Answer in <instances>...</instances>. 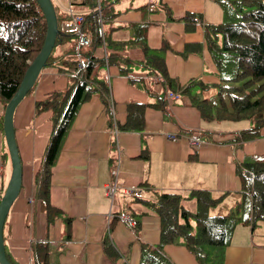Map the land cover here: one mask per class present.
Listing matches in <instances>:
<instances>
[{
  "label": "crops",
  "instance_id": "1",
  "mask_svg": "<svg viewBox=\"0 0 264 264\" xmlns=\"http://www.w3.org/2000/svg\"><path fill=\"white\" fill-rule=\"evenodd\" d=\"M122 1L125 2L122 7H126L112 22L104 25L106 43L94 49L98 58L106 53L128 56L140 62L134 64L130 72V76L141 79L135 83L121 75L117 65H109L103 72L109 77L117 122L123 124L126 121V105L130 100L149 102L148 86L157 93L162 91V84L150 83L154 77L148 74L140 45L131 42L140 24H147L144 38L150 48L159 49L163 42L168 45L164 60L171 77L181 85L194 79L216 88L220 81L219 71L208 50L202 26L186 31L179 18L192 11L200 12L205 22L222 21L223 12L217 4L210 0ZM54 2L61 13L58 28L63 30H66L71 16L84 9L79 5L80 0ZM151 5L156 9L149 10ZM165 8L170 10L173 20L168 18ZM113 26L116 29L110 31ZM121 43L126 45H115ZM66 84L67 76L55 66L44 68L32 92L20 101L14 112L22 182L3 233L6 253L15 264H33L31 245L35 240L46 238L51 258L56 264H140L142 244H160V218L144 203L134 202L132 195L125 194L126 188L142 189L141 195L147 199L155 198L154 190L179 193L184 196L182 206L190 212L197 209L196 199L193 197L194 201L189 196L191 190L206 189L215 198L227 193L220 203L209 209L210 215H225L242 197L234 163L248 156L264 155V127L262 137L247 141L242 146L236 145L230 140L235 131L247 124L204 121L189 95L169 100L168 115L156 108H146L144 146L150 153L148 160L137 158L143 146L140 132H119L118 152L112 144L107 109L100 95L94 93L80 106L58 160L52 167L50 202L61 214L48 224L47 214L37 198L35 176L52 132V112L44 110L36 113L35 103L52 90L65 89ZM192 91L200 92V89L194 87ZM4 109L0 102L2 193L12 175L3 129ZM168 134L176 137L170 139ZM5 150L8 164L3 163L1 158ZM194 153L196 155L192 156ZM190 156L195 159H190ZM113 169L119 171V188L111 199L106 194V188L112 185ZM132 214H136L140 221L138 234L132 229ZM115 216L119 220L112 230L110 224ZM64 217L70 219L69 223ZM107 234L118 250L117 261L111 260L104 251L103 239ZM160 249L170 264H200L181 239L160 246ZM221 250L215 246L211 258L203 249L205 263L215 264L216 254ZM222 260L224 264H264V221H257L254 227L237 224L230 243L223 249Z\"/></svg>",
  "mask_w": 264,
  "mask_h": 264
},
{
  "label": "trees",
  "instance_id": "2",
  "mask_svg": "<svg viewBox=\"0 0 264 264\" xmlns=\"http://www.w3.org/2000/svg\"><path fill=\"white\" fill-rule=\"evenodd\" d=\"M210 1L222 9V21L205 22L200 12L192 11H187L179 20L184 23L186 31H194L198 26L203 28L208 50L219 71L220 81L215 85L217 88L215 102L201 95L211 86L194 79L181 85L170 76L164 60V52L169 49L168 45L163 42L159 49L150 48L144 38L147 24H140L131 42L140 45L145 56V67L149 69L148 74L154 77L150 83L162 84V91L157 93L148 86L146 90L150 96L149 102L130 100L126 105V121L121 124L114 118L109 77L103 72L109 65H117L120 74L127 76L131 83H135L141 79L130 76V72L134 64L140 62L116 54H107L101 58L94 55V49L103 42L106 43L104 25L112 22L118 12L114 11L113 3L109 0H80L79 5L84 8V11L79 13L83 16L82 29L90 35V45L78 46V37L73 31L65 30L64 34L57 35L55 46L65 41L68 42V48L58 54L53 52V48L45 67L55 66L60 73L67 76V84L65 89L52 90L44 99L35 103L36 113L44 110L52 112V132L35 176L37 198L41 202L42 210L47 214L48 224L61 214L50 202L52 167L58 160L66 135L80 106L94 93L100 95L107 109L111 131L116 127L121 132L142 134L143 146L137 157L142 160H148L150 155L148 148L144 146L147 134L144 132L145 110L152 107L168 115L169 92L177 95L174 100L179 99L180 95H189L192 105L199 110L204 121H248L249 124L235 131L234 137L230 140L236 145L242 146L247 141L262 137L264 0ZM155 9L153 5L149 8L151 11ZM165 9L168 18L173 20L170 10ZM55 10L59 24L61 13L57 7ZM46 29V20L38 0H0V102L4 107L18 90L30 62L42 48ZM115 29L113 26L110 31ZM112 44L114 45L113 42ZM115 45L125 46L126 43ZM36 83L27 94L32 92ZM194 87H198L201 93L193 92ZM112 137V144L117 150L115 137L113 135ZM194 155L196 153L192 156ZM190 159L195 157L190 156ZM234 171L240 180L242 197L225 215H210L209 209L220 203L227 193L215 198L206 189L191 190L190 196L197 202L195 212H190L182 206V197L176 192L154 190L153 199L132 195L135 198L134 202L144 203L159 216L161 226L160 244L156 246L142 244L140 264H170L160 246L175 243L179 239H182L183 245L196 256L200 264H206L205 255L202 256L205 246L220 247L222 250L216 254L215 264H224L223 249L230 243L235 226L244 223L254 227L257 221H264V155H252L242 161H236ZM131 218L132 229L138 234L140 221L136 214H132ZM69 220L66 218L68 223ZM118 220V216L112 218L110 229L113 230ZM103 244L104 251L110 259L117 261L119 253L108 234L105 235ZM31 253L33 264H56L51 258L47 238L35 240L31 245ZM7 257L15 264L8 254Z\"/></svg>",
  "mask_w": 264,
  "mask_h": 264
},
{
  "label": "water",
  "instance_id": "3",
  "mask_svg": "<svg viewBox=\"0 0 264 264\" xmlns=\"http://www.w3.org/2000/svg\"><path fill=\"white\" fill-rule=\"evenodd\" d=\"M38 3L43 11L47 24L44 43L39 53L30 62L18 90L6 104L3 115V129L12 164V175L0 199V264H12L6 254L3 230L7 215L20 191L22 182L21 158L14 129V112L17 105L33 87L41 71L45 68L46 61L55 47L57 35L62 34L61 30L58 28L57 15L53 1L38 0Z\"/></svg>",
  "mask_w": 264,
  "mask_h": 264
},
{
  "label": "built area",
  "instance_id": "4",
  "mask_svg": "<svg viewBox=\"0 0 264 264\" xmlns=\"http://www.w3.org/2000/svg\"><path fill=\"white\" fill-rule=\"evenodd\" d=\"M82 27H83V16L80 14H73L71 16V21L66 26V30L67 31H73L75 33V35L78 37V46L86 47V46L90 45L91 39H90L89 34H86L85 32H83ZM61 32H62V34H64L65 30H63ZM104 44L105 43L103 42V45ZM106 56H107V54L105 53L104 57H106ZM79 66H81V63L79 64ZM168 97L174 98V97H176V95L173 94L172 92H169ZM112 135L115 137V140L117 141L118 130L116 127L112 128ZM175 137H176L175 135L168 134V138L174 139ZM117 151L119 152L118 146H117ZM118 173H119L118 169L112 170V175L114 176L113 182H112L111 186H107V188H106V194L111 199H113L115 192L119 188V186H118ZM124 192H125V194L134 195V196H137L140 194V190L135 189V188H126L124 190Z\"/></svg>",
  "mask_w": 264,
  "mask_h": 264
},
{
  "label": "rangeland",
  "instance_id": "5",
  "mask_svg": "<svg viewBox=\"0 0 264 264\" xmlns=\"http://www.w3.org/2000/svg\"><path fill=\"white\" fill-rule=\"evenodd\" d=\"M53 2H54V0H52ZM110 2H112L113 3V9H114V11L117 13H119V12H121L122 10H123V8H125L126 6L124 5L123 7H122V3H125L124 1H122V0H109ZM55 3V2H54ZM122 4V5H121ZM82 11H84V9L82 10ZM61 31H63V30H61ZM68 40H69V38H68ZM67 45H68V42H66L65 43V41L64 42H62L61 44H57L55 47H54V53H58V52H62L63 50H65L66 48H67ZM104 57V56H103ZM49 66H46L45 68H48ZM51 68L53 67V66H50ZM201 93V92H200ZM201 95L203 96V97H207V99H209L211 102H215V99H216V95H217V88H210L209 90H207L205 93L204 92H202L201 93ZM245 122H247L248 124H249V122L248 121H242V122H239L240 124H247V123H245ZM111 131V130H110ZM112 132V131H111ZM112 140V139H111ZM7 154H8V156H9V151L7 150ZM6 150H5V152H4V154L1 156V158H2V162L3 163H6V164H8V161H7V159H6ZM10 158V157H9ZM1 191H0V199H1V197H2V195L4 194V192H3V194L1 195ZM183 195V194H182ZM190 196V195H189ZM183 198H184V196H182ZM190 198H192L191 196H190ZM192 200H194L195 201V199L193 198ZM9 216V213H8V215H7V217ZM6 222V221H5ZM192 224L194 225V221H192ZM5 225V224H4ZM182 240V239H181ZM204 249H205V251L206 252H208V254H209V256L212 258L213 257V255H214V249H215V246H212V245H208V246H205L204 247Z\"/></svg>",
  "mask_w": 264,
  "mask_h": 264
}]
</instances>
